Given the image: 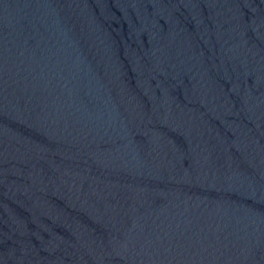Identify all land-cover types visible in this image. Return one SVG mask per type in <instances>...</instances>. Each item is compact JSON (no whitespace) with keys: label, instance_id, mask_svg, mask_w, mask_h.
I'll return each instance as SVG.
<instances>
[{"label":"water","instance_id":"95a60500","mask_svg":"<svg viewBox=\"0 0 264 264\" xmlns=\"http://www.w3.org/2000/svg\"><path fill=\"white\" fill-rule=\"evenodd\" d=\"M0 264H264V0H0Z\"/></svg>","mask_w":264,"mask_h":264}]
</instances>
